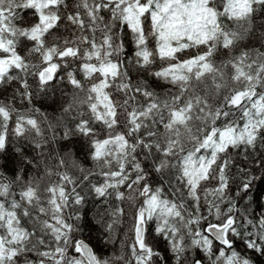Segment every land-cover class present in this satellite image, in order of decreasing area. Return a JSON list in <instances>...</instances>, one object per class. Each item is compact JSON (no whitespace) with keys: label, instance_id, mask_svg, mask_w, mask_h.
I'll use <instances>...</instances> for the list:
<instances>
[{"label":"snow or ice","instance_id":"obj_1","mask_svg":"<svg viewBox=\"0 0 264 264\" xmlns=\"http://www.w3.org/2000/svg\"><path fill=\"white\" fill-rule=\"evenodd\" d=\"M0 264H264V0L0 6Z\"/></svg>","mask_w":264,"mask_h":264},{"label":"clouds","instance_id":"obj_2","mask_svg":"<svg viewBox=\"0 0 264 264\" xmlns=\"http://www.w3.org/2000/svg\"><path fill=\"white\" fill-rule=\"evenodd\" d=\"M15 2L18 4L19 0H15ZM11 3H12V0H0V6H2L4 8H8ZM50 97H51V94H50ZM50 97H49V99H50Z\"/></svg>","mask_w":264,"mask_h":264}]
</instances>
